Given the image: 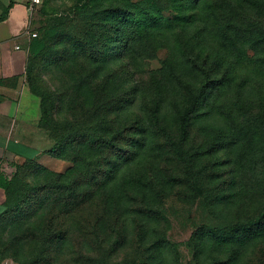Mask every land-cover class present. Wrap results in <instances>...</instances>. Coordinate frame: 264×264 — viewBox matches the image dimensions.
<instances>
[{"label":"rangeland","instance_id":"obj_1","mask_svg":"<svg viewBox=\"0 0 264 264\" xmlns=\"http://www.w3.org/2000/svg\"><path fill=\"white\" fill-rule=\"evenodd\" d=\"M80 1L48 0L33 19L38 37L31 51H11L26 61L7 82L25 85L34 101L42 96L58 128L55 133L41 125V132L66 143L52 141L37 162L1 168L12 186L3 192L0 264H264V226L224 240L217 238L220 231L200 235L197 250L188 246L202 227L247 223L264 214V50H249L251 38L239 34L264 28V0L261 9L249 8L252 0H206L200 7L189 0L154 3L152 15L172 22L166 38L155 31L157 42L136 44L131 56L114 61L120 67L116 79L103 71L99 80L82 86L88 72L78 60L65 64L62 50L35 63L47 36L45 11ZM237 2L240 7H230ZM116 3L99 0L91 41L104 43L106 12ZM86 59L82 55L80 63ZM194 64L212 71L213 81L226 76L230 82L208 90L182 142L181 119L205 83ZM139 84L140 91L134 90ZM96 85H104L108 96L98 92L104 103L95 109ZM35 106L32 114L41 118ZM68 127H98L99 135L111 129L108 140L126 153L85 148L78 138L68 142ZM123 132L133 139L114 140ZM75 150L95 161L91 170L98 180L108 173L115 178L99 194L82 188L88 198L65 206L66 195L59 191L67 179L60 177L71 174V181L87 171L85 164L75 165L80 157ZM129 156L133 160L121 167Z\"/></svg>","mask_w":264,"mask_h":264},{"label":"trees","instance_id":"obj_2","mask_svg":"<svg viewBox=\"0 0 264 264\" xmlns=\"http://www.w3.org/2000/svg\"><path fill=\"white\" fill-rule=\"evenodd\" d=\"M48 0H45L44 5L47 3ZM193 4H196V7L204 6L202 4L205 3L206 0H189ZM55 2H64V0H55ZM98 2L99 0H81L73 4L70 7H65L66 5H62L59 7L58 5L54 6V8H50L48 11H45V14L48 16L47 20V36L45 41L41 44L42 51L37 53L35 58V63L38 58L42 60L45 58H51L54 54L59 53L61 50L64 55H67L65 60V64L71 65L72 60H78L79 65L83 69L85 68L88 72L86 79L82 77L80 82V86L83 83H86L88 80L92 83L96 82L100 79V76L103 71L109 70V76L116 79L119 75L120 67H113L114 61L117 59H124V57L131 56V53L135 48H137L140 44L145 42H157V36L155 37V31H161V36L166 38V32L171 26L172 22L170 19L159 20L156 16L152 15V8L154 3L161 4V0H118V3L115 4V8H110L111 10L106 12L107 24L105 33L103 35L104 43H96L95 41H91L90 38L95 33L94 29L98 28V22L100 20V16H98ZM65 4V3H63ZM163 3V7L166 6ZM251 5L249 8H262V0H252ZM43 5V6H44ZM240 7L239 2L235 3V5H230V7ZM65 9V10H63ZM8 10L5 11V14L0 19V22L7 18ZM238 15L236 11L234 13L235 17ZM98 16V17H97ZM240 20V18H239ZM160 34V33H159ZM240 36L247 35L250 37L251 40L249 41L250 48L249 50H264V28L260 26L252 27L244 32H239ZM35 40V39H34ZM33 41V40H32ZM31 41V43H32ZM31 43L28 48V52L31 51ZM137 45V47H135ZM63 46V47H61ZM120 46V47H119ZM63 48V49H62ZM120 48V52L118 51ZM119 52V53H118ZM86 56V60L80 63L81 58ZM101 56V57H100ZM101 58V59H99ZM119 59V60H120ZM50 66L54 68L56 62L51 61ZM194 68L203 76L205 83L202 84L197 94L192 95L191 105L188 112L182 117L180 127L182 131L181 141L183 142L185 139H189L188 129L189 123L192 118H194L195 113L198 112L200 102L204 99L205 95L208 94V90L211 88L219 87L224 88L229 85L230 80L226 78H222L221 80L213 81L212 78V71H208L207 69L194 64ZM153 83L157 89H161L162 87L156 81H150ZM108 85V84H107ZM96 85L94 86V106L95 109L101 107L100 102L104 101L100 98L98 92L104 93V97L108 96L107 89L104 85ZM141 85H136L133 87L134 90L140 91ZM36 94V93H35ZM158 95L162 96L161 91H158ZM37 97L41 98L40 102V110H41V118L39 121V128L41 125L51 130L53 132H57V126L54 125L50 117V107L47 104H44L42 96L36 94ZM111 112V108L108 109ZM155 120L158 121V113H159V105L155 109ZM108 128V127H107ZM98 127L95 129H86V128H74L68 127L66 128V132L70 134V136L66 139L68 142H73L74 138H78L84 143V147L91 149L94 148H103L104 151H115L126 153L125 148H122L120 145H115L114 141H109L107 133L111 131V129H107L103 135H99L97 132ZM73 132V134L71 133ZM118 142H121L124 139H133V134L128 133H117ZM123 138V139H122ZM51 140L55 144L63 145L66 142L60 141V139ZM76 149L75 147H73ZM74 153L78 154L80 157L76 159L75 165L80 167L82 164L86 166V173H84L81 178L74 176V179L70 181V175L66 174L65 176H61L60 178L67 179V181L63 180V184L60 186L59 193L61 195H66L65 202L63 203L65 206H69L72 202H76L77 204H81L84 199L88 198V193L82 192V188L88 189L92 188L90 191L91 193L99 194L105 185H108L109 182L115 178L114 173H108L104 179L98 180L97 174L95 170H91L92 167H95V161H89V155H80L82 153L78 152L77 150ZM124 156V155H123ZM180 157L184 161V153L183 151L180 152ZM134 157H126L123 160L121 158L122 163L120 164L121 167L124 165H128ZM32 163V161H28L22 165L12 164L10 167L18 169L25 164ZM113 164L109 163V165ZM108 165V166H109ZM101 168L102 165H98ZM76 169V168H75ZM73 170L76 172L77 170ZM120 169V167H119ZM91 170V171H90ZM94 177V180L89 182L87 181V177ZM69 179V180H68ZM90 186H89V185ZM12 186V179L11 177L0 169V189L4 192H7L10 187ZM6 205L4 203V211L0 214V216L5 212ZM264 226V214L256 219L251 220L247 223H238L226 227L221 228H212V227H202L199 229V233H196L191 241L189 242V248L194 251L198 248L195 246L196 240L200 238V235H209L208 233H216L217 231L222 232V236L218 237L219 239H226L228 237H232L234 234L241 233L243 235L252 234L256 229Z\"/></svg>","mask_w":264,"mask_h":264},{"label":"crops","instance_id":"obj_3","mask_svg":"<svg viewBox=\"0 0 264 264\" xmlns=\"http://www.w3.org/2000/svg\"><path fill=\"white\" fill-rule=\"evenodd\" d=\"M7 10V18L0 22V80H5L0 83V169L37 162L53 144L39 128V115L32 114L36 102L40 111L39 101L33 99L37 98L25 85L7 82L21 72L26 61L11 51L21 52L17 47L28 51L32 41L26 34L30 23L26 0H0V19ZM23 40L26 43L22 47L19 42ZM3 192L0 189V214L4 211Z\"/></svg>","mask_w":264,"mask_h":264},{"label":"built area","instance_id":"obj_4","mask_svg":"<svg viewBox=\"0 0 264 264\" xmlns=\"http://www.w3.org/2000/svg\"><path fill=\"white\" fill-rule=\"evenodd\" d=\"M44 3L45 0H26L27 10L30 16V23L26 34L30 37L31 40H34L38 37V34L32 31V24L34 16L38 13L40 8L43 7ZM19 49L20 47H17V50Z\"/></svg>","mask_w":264,"mask_h":264}]
</instances>
